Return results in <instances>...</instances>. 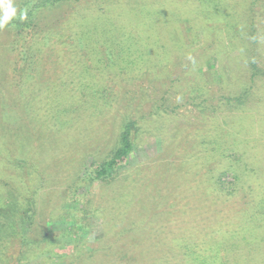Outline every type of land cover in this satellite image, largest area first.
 <instances>
[{"label":"rangeland","instance_id":"rangeland-1","mask_svg":"<svg viewBox=\"0 0 264 264\" xmlns=\"http://www.w3.org/2000/svg\"><path fill=\"white\" fill-rule=\"evenodd\" d=\"M19 1L22 0H0V16L13 13ZM158 1L81 0L64 2L43 13L39 31L60 29L77 12L97 15L93 2L126 8L130 5L136 9L132 16L143 21L137 28L121 29L125 36L117 35L116 43L107 42L116 37L114 31L109 32L108 16L130 13L116 9L108 15L101 10L98 17L103 25L88 40L80 35L82 29L76 24L73 31L61 32L65 35L56 38V44L35 42L32 59L25 63L19 56L16 59L20 73H16L11 86L18 98L9 96L3 87L9 79V58L18 37L14 30H0V204L8 209L14 205L19 210L25 198L41 190L34 197L37 205L30 229L26 220L0 218L1 235L5 232L2 224L12 219L33 240L29 248L15 239L2 240L0 255L5 260L9 258L10 264L28 250H32L26 258L30 264H82L87 255L91 256L88 264H141L144 254L136 255L134 242L151 239L164 222L172 232L166 238L157 233L164 236L159 245L163 251L148 258L160 262L162 256H167V264H174L181 259L175 260L171 251L177 249L185 259L181 264H189L197 257L212 254L220 244L235 243L238 234L247 230L243 228L242 214L249 198L235 188L237 181L230 165L221 155L214 156L210 144L218 138V142L227 144L226 151L235 147L248 151L245 161L250 166L263 163L264 134L251 130L248 138L237 140L232 147L226 133L228 118L236 119L239 113L250 119L259 118V111L264 114L262 83L258 82L253 98L241 111L232 110L222 100L241 94L246 74L233 76L234 64L220 65L219 56L226 60L240 55L238 47L245 36L235 35L236 27L228 18L232 13L227 8L211 9L212 5L218 7L216 0H188L192 3L189 8L181 6L174 12L169 11L172 3H168L162 13L158 11ZM228 1L244 15L249 14L250 0ZM152 6L156 10H150ZM254 11V17L264 15L263 2ZM38 30L33 32L37 34ZM74 31L79 32L78 37H73ZM134 32L139 33V38L131 43L128 35ZM151 34V42L159 40L169 46L150 45ZM259 47L262 53L264 41ZM122 50L136 51L139 56L113 64L120 59ZM48 94H59L63 104L49 105L44 99ZM126 118L136 120L139 128L128 164L112 180L96 181L91 187L84 176L92 163L106 160ZM245 121L247 118L236 121L235 128L243 129ZM8 141L13 145L6 146ZM203 142L205 148L200 145ZM6 148L19 158L29 159L26 169L19 171L8 165ZM221 167L228 173L216 179L212 173ZM32 180L37 181L34 188L30 186ZM220 185L230 193L221 191ZM160 205L165 208L163 215L156 214L161 212ZM130 225L136 226L135 235L120 233ZM252 230L263 235L255 225ZM45 237L48 240L44 242ZM185 242H191L189 248H184Z\"/></svg>","mask_w":264,"mask_h":264},{"label":"trees","instance_id":"trees-1","mask_svg":"<svg viewBox=\"0 0 264 264\" xmlns=\"http://www.w3.org/2000/svg\"><path fill=\"white\" fill-rule=\"evenodd\" d=\"M81 0H22L19 1L17 4L16 10H13V13H6L4 15L0 16V30H14L16 32V36L18 39L16 40L15 48L11 51L10 54V60L9 63H11L12 68L9 71V79L6 84L3 85L4 89L6 90V93L9 94V96H14L18 98L19 96L16 95L12 89V84H15L16 79V73L19 72V68H16V59L19 56V59L22 58L23 63L28 62L30 59L33 58V50H34V43L36 42H43L45 44H56V38H59L64 36L61 34L63 31L71 32L72 29L77 24L78 29H82L80 32V35L84 36V39L88 40L91 37L95 36L97 34V28L101 27L103 25L102 20H100L101 17H98V13H101L105 11V14H108L109 12H115L116 9H120L121 12L125 11L124 13H130L128 16H116L112 17L109 14V25L110 29L109 32L114 31V36L116 37H110L107 39V42H113L116 43L119 38H117V35L125 36V33H121V29L124 28H137L139 27L140 23H142L143 19L141 20L138 16H132V12L136 11L135 8H132L130 5H128L126 8L125 6L116 7L114 5L107 6L105 2H93L92 8L95 9L97 15H87V14H79L78 12L73 14L69 19H66V21L62 24L60 29L50 28L48 30H38L41 28L40 26V17L43 15V13L47 12L49 9H54L56 6H59L60 4H63L64 2H71L73 3H80ZM131 1V0H130ZM159 0L158 7L160 8L158 11L161 13L164 12V10H167L168 3H172V8L169 9V11L174 12L176 10H180L181 6H183L185 9L189 8L192 3H188V0ZM212 1V0H211ZM211 1H207L208 3ZM263 2L264 0H250L249 2V14L246 16L244 15L241 10L233 7L228 0H216V3L218 4V7L212 5L211 9L214 11L217 9H225L227 8V11H229L230 14L228 18L230 19V24L233 25V27H236L234 33L235 35H244V43L242 45H239L238 50L240 52V55L236 57H231L229 59L225 60L222 56L220 57L219 62L220 65H223L225 62H231L234 64L232 73L233 76L236 74H246L245 79L241 83V94L231 96L229 98H222V100L225 101L226 105H229L232 110L235 111H241L242 106L246 104V102L250 101V99L253 98V93L256 87H258V82L261 84L262 87H264V63H261L262 57H264V49H261V52H259L260 47L259 44L264 41V18L261 19L262 16H256L254 17V7L259 3ZM173 5H176V8H173ZM91 8V6H90ZM138 9L140 8V4H138ZM92 11L91 9H89ZM131 10V11H130ZM150 10H156V6H152V9ZM83 9L81 10V12ZM138 11V10H137ZM140 11V10H139ZM209 12V10H207ZM204 13L206 11H203ZM84 13V12H83ZM257 14V13H256ZM94 20V21H93ZM100 20V23L97 21ZM108 18L105 23H107ZM115 25H119L116 30L113 28ZM116 28V27H115ZM237 28H239L237 30ZM34 29H37L39 32L35 34L33 32ZM48 31V32H46ZM137 31V30H136ZM119 32V33H118ZM148 32V31H147ZM78 31L73 32V37H78ZM42 34V36H40ZM58 35V36H57ZM151 34L149 37V40H152ZM111 36V35H110ZM130 37V38H129ZM139 38V33L134 32L133 34L128 35V40L133 43L132 41H136V39ZM74 39V38H73ZM40 40V41H39ZM251 40V41H250ZM86 43V42H85ZM88 43V42H87ZM149 44H158V45H167L169 44H161V41L149 42ZM132 45V44H131ZM159 48V47H158ZM164 48V47H163ZM162 48V49H163ZM169 50V48H168ZM128 51V50H127ZM125 50H122L120 59L114 61L113 64H121L126 63V59L132 60L134 58H138V53L135 52H127ZM123 53H126L123 55ZM143 53V51H142ZM183 53V52H182ZM116 54V52H115ZM159 54V53H158ZM151 55V52H150ZM162 57V54H159ZM123 57V58H122ZM140 57H143L142 55ZM139 57V59H141ZM184 55L181 57V59H184ZM118 60H121L119 62ZM153 61V60H150ZM23 74V73H22ZM19 76V75H18ZM3 84V83H2ZM3 90V89H2ZM3 92V91H2ZM201 94L204 95V89L200 90ZM16 95V96H15ZM43 96V94H42ZM44 98V97H43ZM47 100L50 104H54L55 102H59V104H63L60 102L59 94L54 95H47V98H44ZM18 100V99H17ZM15 100V102H17ZM36 100V99H35ZM262 97L258 98V101L261 102ZM19 102V101H18ZM6 102L4 107H6ZM27 106L30 104H26ZM60 106V105H59ZM53 108V107H52ZM27 109V108H26ZM262 113V112H261ZM260 111L257 113V116L259 115V118L250 119V117H243V113H239L238 118H226L227 124L226 126H229L228 130L226 131L227 136L231 139L233 144H230L232 147H235L236 141L244 140L246 137H249V131L255 130L256 133L261 132V134H264V114H261ZM156 114H159V110L157 108ZM10 117V116H9ZM242 118H247L248 122H246L243 129H236V121H240ZM238 119V120H237ZM262 129H261V128ZM139 128H138V122L136 120H132L130 118H126L122 121L120 132L118 135V139L116 142V146L112 149L110 154L107 156L106 160L100 163H92L91 168L89 169V172L84 176L87 180V184L91 187L94 185L96 181H109L116 177V173L120 168L125 167L130 159V156L132 152L134 151V142L136 140L137 135L139 134ZM240 134L243 136L240 137ZM260 134V133H259ZM1 137V136H0ZM13 137V136H11ZM14 138V137H13ZM2 139V138H0ZM10 140V139H9ZM13 141V139H11ZM12 141H8L6 146L13 145ZM218 138H214V140L210 143L212 146V151L215 153L214 156H220L221 159H224L225 164L230 165L229 170H232L234 173V176L236 178V186L237 189L242 190V195L249 198V202L247 205V209L244 210L245 212L244 219H243V228H247L245 232H241L242 229L239 228L237 231L241 230L238 234V236L235 238L234 241H230L227 243H223L218 245L216 248V253L213 252L212 254L206 255L204 257H197L195 260H192L189 264H264V212H262V215L259 214V212L262 210L264 211V157H262L263 163L255 166L248 164L245 159H248L249 156L247 155L248 151L242 152L239 151V148H231L232 150L226 151L227 144H222L218 142ZM258 142H261L260 139H257ZM1 143V140H0ZM262 143V142H261ZM245 144V143H243ZM202 147L206 145V143L200 144ZM260 145V144H259ZM264 145V144H263ZM205 148V147H204ZM235 151V152H233ZM14 151L9 150L8 148L5 149V154L9 156L7 159V163L9 166H14L17 170L26 169L27 163L29 161L28 158H19L18 155H13ZM238 152V153H236ZM233 155H232V154ZM0 154H2V151H0ZM226 167V166H225ZM222 169L215 170L212 175L218 179L221 177V175H225L228 173V169H224V167H221ZM33 172V171H32ZM34 173V172H33ZM31 174V173H30ZM22 175V174H21ZM83 179L82 182H83ZM37 182L36 180H32V184L30 185L31 188L33 187V183ZM130 183V182H129ZM133 184V183H130ZM1 185V183H0ZM40 188H43L42 184L39 186ZM220 190L230 193V190H222L220 185ZM2 190V186L0 187V191ZM29 189H27V192ZM40 189L35 190L33 192V196L30 198H25V203L22 207L19 208V210L14 206L12 208H7L6 206L0 204V218L5 219L8 221V218H19L23 221L26 220L27 222V229H30L31 226H33L34 222V212L36 210V197L40 193ZM30 192H32L30 190ZM73 202H77L74 200ZM161 212L156 213L163 215L165 214V208H163L161 205ZM35 208V209H34ZM155 208V207H154ZM158 209L159 206H156ZM164 212V213H163ZM10 213L12 215H10ZM162 213V214H161ZM8 214V215H5ZM10 222H6L2 224L3 228L5 229L4 234H0V248L1 242L4 239L9 240H18L20 242V245L24 248H29L32 245L33 240L29 239L28 234L25 233L22 229H19V225L15 220H12ZM4 221V220H3ZM162 229H157L154 232V235L152 233V238L147 239L146 241L141 240L136 243L134 242L133 247L136 255L142 253L143 255V261L141 264H165L166 262L165 258L167 256H162L160 259V262H158L155 259L148 258L150 254L155 253H162L163 249L162 246L160 247V243L164 240V236L166 238V234L168 232H172V227H169V224L166 226V222L163 223ZM256 226L260 228V230L263 231V235L258 234V230H252V226ZM136 226H126L122 228L121 234L132 232L133 235H135V232H133V229ZM1 228V227H0ZM174 228V227H173ZM179 228V227H178ZM175 229V228H174ZM189 230V229H188ZM178 231V229H177ZM181 231V230H180ZM140 232V231H139ZM255 232V233H254ZM163 234L164 236L159 237L158 234ZM179 233H177L176 237H179ZM184 236V235H182ZM160 238H162L160 240ZM189 238V237H188ZM45 239V240H44ZM43 240L44 242L48 240V237H45ZM151 240V241H150ZM153 240V241H152ZM106 240H104V247L106 246ZM191 242H185L184 248H189ZM111 245V244H110ZM193 245V244H192ZM132 247V248H133ZM39 248V247H38ZM181 250V247L179 248ZM171 250L175 258L179 259L178 262L174 264H181L182 261H184V256L179 254L180 251L177 249ZM1 251V249H0ZM31 252L32 250H28V252ZM28 252L26 254L21 253L20 257L15 258V262L13 264H30V259H26L29 257ZM1 254V253H0ZM85 257V256H84ZM83 257V258H84ZM82 258V259H83ZM91 258V256L87 255L83 259L82 264H88V260ZM147 258V259H144ZM81 259V260H82ZM27 260V261H26ZM80 260V261H81ZM150 260L151 262H147ZM123 264H126V262H122ZM168 262H166L167 264ZM0 264H10L9 258L7 260L3 259L2 255H0ZM80 264V262H79ZM182 264H185L183 262Z\"/></svg>","mask_w":264,"mask_h":264}]
</instances>
